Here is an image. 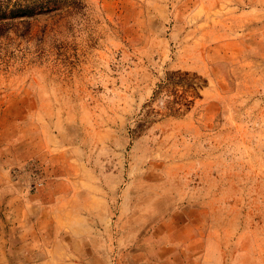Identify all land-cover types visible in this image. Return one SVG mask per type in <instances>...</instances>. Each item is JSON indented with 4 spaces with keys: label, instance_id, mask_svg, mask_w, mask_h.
<instances>
[{
    "label": "rangeland",
    "instance_id": "374dc122",
    "mask_svg": "<svg viewBox=\"0 0 264 264\" xmlns=\"http://www.w3.org/2000/svg\"><path fill=\"white\" fill-rule=\"evenodd\" d=\"M1 21L0 247L36 198L67 228L79 207L109 264H264V0H0Z\"/></svg>",
    "mask_w": 264,
    "mask_h": 264
},
{
    "label": "crops",
    "instance_id": "0c3cea01",
    "mask_svg": "<svg viewBox=\"0 0 264 264\" xmlns=\"http://www.w3.org/2000/svg\"><path fill=\"white\" fill-rule=\"evenodd\" d=\"M37 207L36 198L26 200L24 217L29 220L8 228H18L19 235L15 238L8 231L7 237H3L1 264H109L104 242L99 237L96 242L92 241L89 220L82 216L79 207L74 209V215L80 218L68 221V228L62 225L66 223L62 215H53L54 220L39 221ZM178 254L188 264H213L216 258L210 253L203 260L184 252Z\"/></svg>",
    "mask_w": 264,
    "mask_h": 264
},
{
    "label": "trees",
    "instance_id": "16d2710c",
    "mask_svg": "<svg viewBox=\"0 0 264 264\" xmlns=\"http://www.w3.org/2000/svg\"><path fill=\"white\" fill-rule=\"evenodd\" d=\"M4 24H6V23H3V22L1 21V23H0V30L4 27Z\"/></svg>",
    "mask_w": 264,
    "mask_h": 264
}]
</instances>
